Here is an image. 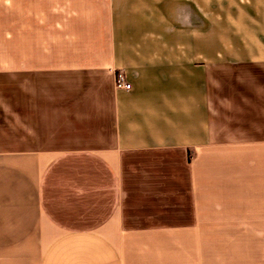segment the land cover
Instances as JSON below:
<instances>
[{"label":"crops","instance_id":"crops-1","mask_svg":"<svg viewBox=\"0 0 264 264\" xmlns=\"http://www.w3.org/2000/svg\"><path fill=\"white\" fill-rule=\"evenodd\" d=\"M1 77L0 264H264V0H0Z\"/></svg>","mask_w":264,"mask_h":264},{"label":"rangeland","instance_id":"rangeland-1","mask_svg":"<svg viewBox=\"0 0 264 264\" xmlns=\"http://www.w3.org/2000/svg\"><path fill=\"white\" fill-rule=\"evenodd\" d=\"M96 83H97V86L99 87L98 91L99 92L102 91V88L104 85L103 80L97 79ZM42 85H43L42 87L43 90H47L48 93L46 94V96L42 98L43 102L38 103V101L34 99L35 100L34 107H39L40 109L43 108V110L46 112V116L44 118L45 120H48V123L50 122L49 126H52L51 127L52 130H48L46 132L47 133L46 137H48V141H50V143H47V144L37 143L31 147L29 146L27 149L62 150V148H76L77 146H80V145H88V144H82L77 141L75 137L77 135V131H76L77 128H74V127L67 128V129L65 128L62 131L66 130V132L60 134L59 133L60 129L58 127L61 125H69L70 123H75V119L77 117L76 115L78 112L74 111V106L76 103L84 102L85 100L84 97H86V95L79 93L78 88L79 87L86 88L89 85H92V83L90 81L88 82V80L86 79L79 80V81L76 79H74V81L72 80H60V81L48 80L47 82H45V84L42 83ZM15 86L16 87H14L13 85L9 86L6 78H2V77L0 78V96H1V99L3 98L2 102L6 103L5 106L7 107L6 109L7 111L9 108L8 104L11 102L9 101V97H10L9 92L11 90L13 91H16V90L23 91L24 90V86L22 83L16 84ZM105 96L106 95L103 92H100L99 94L96 95V97L98 98V101H103V103L104 101H106ZM20 101L23 104L25 103L24 99L22 100L20 99ZM60 111L62 112L58 113ZM62 121H64L63 124H62ZM0 122H1L0 127L2 128V130L5 131L2 135H5L9 137L10 139V136L12 135V125H11L12 120L10 116H6L4 110L0 114ZM36 122H39V121L36 119ZM48 123H45V125H47ZM71 125L74 126V124H71ZM20 133L22 134L23 132H20ZM44 134L45 133L43 132L42 129L37 130V136L34 141H37L39 143L45 141L43 140L44 136H40L41 139L38 137V135H44Z\"/></svg>","mask_w":264,"mask_h":264},{"label":"built area","instance_id":"built-area-1","mask_svg":"<svg viewBox=\"0 0 264 264\" xmlns=\"http://www.w3.org/2000/svg\"><path fill=\"white\" fill-rule=\"evenodd\" d=\"M114 83H115L116 90L121 89V90L128 91L131 89V85L128 82H126L125 76L121 72H118V74H115Z\"/></svg>","mask_w":264,"mask_h":264}]
</instances>
